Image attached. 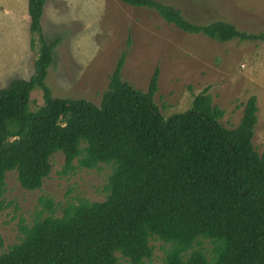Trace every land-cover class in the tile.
I'll return each instance as SVG.
<instances>
[{
	"label": "trees",
	"instance_id": "1",
	"mask_svg": "<svg viewBox=\"0 0 264 264\" xmlns=\"http://www.w3.org/2000/svg\"><path fill=\"white\" fill-rule=\"evenodd\" d=\"M45 1L27 4L34 72L0 88V195L13 170L23 189H40L58 152L60 175L101 164L111 171L104 200L68 202L56 214L42 199L49 213L40 210L20 225L19 241L0 253V264H146L152 240L161 242L163 264H264V149L252 142L256 96L243 103L232 128L221 124L224 110L207 87L188 109L164 117L153 101L158 68L146 91L134 88L122 79V52L99 104L54 97L45 78L59 39L44 37ZM118 1L217 42L264 40L222 20L191 22L160 0ZM35 89L43 104L31 110Z\"/></svg>",
	"mask_w": 264,
	"mask_h": 264
},
{
	"label": "rangeland",
	"instance_id": "2",
	"mask_svg": "<svg viewBox=\"0 0 264 264\" xmlns=\"http://www.w3.org/2000/svg\"><path fill=\"white\" fill-rule=\"evenodd\" d=\"M27 1L0 0V88L18 78L13 68L22 69L25 63L13 54L27 57L25 45L31 37ZM160 1L179 8L194 23L222 20L241 31L264 34V0ZM41 26L46 40L59 39L45 78L52 96L99 104L123 52L122 79L134 88L146 91L158 68L153 101L164 117L188 109L193 97L207 87L213 102L224 110L221 124L232 128L242 116L243 103L255 95L258 110L252 142L258 152L264 149V40L217 42L201 33L181 31L155 11L118 0H46ZM29 47L32 66L37 47ZM42 104V90H33L30 109ZM51 163V172L38 190L23 189L16 171L6 173L5 191L0 195V253L19 241L20 225L31 224L40 210L45 211L43 215L49 213L42 199L52 203L56 214L68 202L104 200L109 165L79 168L63 176L58 173L63 154L55 153ZM151 243L154 254L146 264H163L161 242ZM120 264L128 263L121 260Z\"/></svg>",
	"mask_w": 264,
	"mask_h": 264
},
{
	"label": "crops",
	"instance_id": "3",
	"mask_svg": "<svg viewBox=\"0 0 264 264\" xmlns=\"http://www.w3.org/2000/svg\"><path fill=\"white\" fill-rule=\"evenodd\" d=\"M27 4H28V1H27ZM27 12H28V8H27ZM29 15V14H28ZM23 17H25V15H23ZM29 24H30V17H29V23L27 24V27H28V32H29V34H30V31H29ZM29 44H30V37H29V39H28V42H27V44L25 45V47H26V53H27V57H26V59H25V54H23V53H21V52H19V54L18 55H20V56H17L16 57V55L15 54H13V57L14 58H16V59H20V60H22V61H24L25 63L22 65V69H15V68H13V70L16 72V75H13V76H15V77H18V78H20V79H28L31 75H32V72L34 71V59L36 58H34L33 59V61H32V66H30L29 65V62H30V59H29V57H28V52H29V49H30V47H29ZM19 50L17 49V51L16 52H18ZM25 65V66H24ZM25 67V69H29V70H25V69H23ZM31 67V68H30ZM30 71V72H29ZM29 72V73H28ZM13 79V78H12ZM11 79V80H12ZM10 83V82H9ZM8 83V84H9ZM7 84V85H8ZM7 85H5V86H7Z\"/></svg>",
	"mask_w": 264,
	"mask_h": 264
}]
</instances>
